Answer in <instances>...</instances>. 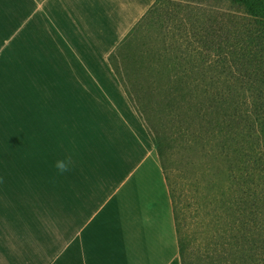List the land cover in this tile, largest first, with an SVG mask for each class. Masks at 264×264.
Segmentation results:
<instances>
[{
	"label": "crops",
	"instance_id": "0c3cea01",
	"mask_svg": "<svg viewBox=\"0 0 264 264\" xmlns=\"http://www.w3.org/2000/svg\"><path fill=\"white\" fill-rule=\"evenodd\" d=\"M157 1L0 0V49L25 51L0 142V264H182L160 157L110 58Z\"/></svg>",
	"mask_w": 264,
	"mask_h": 264
},
{
	"label": "trees",
	"instance_id": "16d2710c",
	"mask_svg": "<svg viewBox=\"0 0 264 264\" xmlns=\"http://www.w3.org/2000/svg\"><path fill=\"white\" fill-rule=\"evenodd\" d=\"M228 1L244 15L234 18L203 8L195 13L193 10L197 7L192 8L191 31L184 32L181 24L182 29L179 27L193 37L188 50L182 49V53H178L177 43L168 45L161 54L156 53L153 67H142L146 97L157 103L160 119L167 121V134L160 135L155 129L152 138L172 199L182 264H264V199L258 195L250 201L247 195L239 194L233 186L237 188L240 182L233 179L231 172L232 185L227 188L224 186L217 191L209 185L204 186L205 193L190 190L185 200H193L186 205L192 216L183 218L179 200L184 194L177 192L179 188L181 190L180 181L172 187L167 168L169 163L174 170L178 166L175 160L169 162L170 147L179 141L190 148V139L195 138L198 143L203 140L202 134L196 132V122H200L202 127L203 123L212 121L219 126L230 124L227 116L223 119L213 117L223 111L222 107H216L222 93H215L214 88L221 83L226 68L237 80L241 81L240 77L246 76L244 83L258 84V95L264 90V0ZM131 38H126L123 43H129ZM229 58L230 63L227 62ZM211 74L217 75L216 80L205 81ZM128 94L145 126L152 130L129 91ZM238 137L243 142L247 140L243 133L228 127L225 135L223 132L221 136V145H228L227 142ZM225 157L229 158L228 155ZM247 157L244 169L247 171V166H250L255 171L254 163ZM251 176H254L253 172ZM230 220L234 222L230 224Z\"/></svg>",
	"mask_w": 264,
	"mask_h": 264
},
{
	"label": "rangeland",
	"instance_id": "374dc122",
	"mask_svg": "<svg viewBox=\"0 0 264 264\" xmlns=\"http://www.w3.org/2000/svg\"><path fill=\"white\" fill-rule=\"evenodd\" d=\"M194 7H197L196 10H193L195 13L203 8L206 11L216 10L229 14L234 18L244 15L232 7L228 0H158L124 38L125 40L132 36L129 43L124 44L123 40L117 47V49L120 48L119 51L116 49L110 57L112 67L122 83V87L127 94L128 91L130 92L133 101L140 109L139 111L146 116L151 125L152 130H148L141 119L142 126L148 132L150 141L153 143L152 132H155V129L160 135L167 134V121L160 119L161 112L157 103L152 102L148 96V99L146 97L144 92L146 81L142 67L144 69L145 66L153 67L156 64V53L161 54L164 48H168L166 47L168 45L177 43L178 53H182V49L188 50L190 39L193 37L184 32L186 30L190 32L192 29L191 12ZM180 24L184 28V32H182ZM233 32L236 33V30L234 29ZM0 45L3 44L0 43ZM179 46L180 48H178ZM24 52L20 49L14 50L12 47L0 49V142L11 133L13 65L14 61H17L18 67H22ZM229 60L231 61V58L227 59L228 63H230ZM228 69H225L219 86L214 88L215 93H222L216 107H222L223 111L219 115L214 114L213 117L214 119H223L227 116L230 124L224 126L217 124V126L212 121L203 123L202 127L200 122H196V132L202 134L203 140H199L198 143L197 139H190V148H187L185 143L178 141L169 150L171 157L169 162L170 160L178 162L176 170L170 163L167 164V168L172 187L177 185L178 180L180 181L181 190L179 188L177 192L184 194L183 198L181 197L179 200L180 214L183 218L192 216L186 205L187 203L191 204L193 200L191 198L185 200L186 194H189L190 190H202L205 193L204 186L209 185L217 191H220L224 186L227 188L232 185L231 172L233 179L237 183L240 182L237 188L233 186L239 194L247 195L250 201H253V196L257 197L258 195L264 199V90L261 95H258L256 89L258 84L253 85L249 81L244 83L243 79L246 76L240 77L241 81H239L230 75ZM149 75L151 76V74ZM216 76L208 75L205 81L216 80ZM154 77L156 78L157 75ZM110 116L107 114L108 118ZM111 121L109 120V122ZM100 122L104 123V121ZM228 127L243 133L247 139L246 142L238 137L227 142L228 145L222 146L220 139L223 132L225 135ZM6 128H10V130L8 131ZM108 137H113V135H108ZM154 146L157 150L155 143ZM227 155L229 158L225 157ZM246 156L254 163L255 171H252L250 166H247V171L244 169ZM255 159H257L256 163ZM252 172L254 176H251ZM262 217H264V213H262ZM233 222L230 220V224Z\"/></svg>",
	"mask_w": 264,
	"mask_h": 264
},
{
	"label": "clouds",
	"instance_id": "9594fccd",
	"mask_svg": "<svg viewBox=\"0 0 264 264\" xmlns=\"http://www.w3.org/2000/svg\"><path fill=\"white\" fill-rule=\"evenodd\" d=\"M55 167L57 168L58 172H60V173L66 172L68 170V166H67L66 162L63 160H58L56 162Z\"/></svg>",
	"mask_w": 264,
	"mask_h": 264
}]
</instances>
